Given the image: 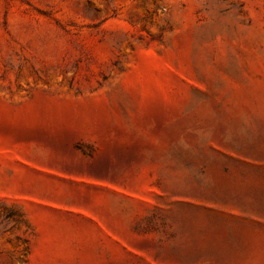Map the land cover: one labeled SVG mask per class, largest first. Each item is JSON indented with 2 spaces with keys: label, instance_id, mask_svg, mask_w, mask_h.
<instances>
[{
  "label": "rangeland",
  "instance_id": "374dc122",
  "mask_svg": "<svg viewBox=\"0 0 264 264\" xmlns=\"http://www.w3.org/2000/svg\"><path fill=\"white\" fill-rule=\"evenodd\" d=\"M0 264H264V0H0Z\"/></svg>",
  "mask_w": 264,
  "mask_h": 264
}]
</instances>
